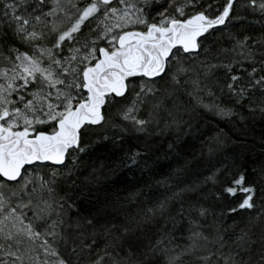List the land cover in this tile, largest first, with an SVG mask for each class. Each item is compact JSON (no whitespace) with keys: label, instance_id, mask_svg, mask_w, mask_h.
I'll return each instance as SVG.
<instances>
[{"label":"snow or ice","instance_id":"obj_1","mask_svg":"<svg viewBox=\"0 0 264 264\" xmlns=\"http://www.w3.org/2000/svg\"><path fill=\"white\" fill-rule=\"evenodd\" d=\"M0 264H264V0H0Z\"/></svg>","mask_w":264,"mask_h":264},{"label":"trees","instance_id":"obj_2","mask_svg":"<svg viewBox=\"0 0 264 264\" xmlns=\"http://www.w3.org/2000/svg\"><path fill=\"white\" fill-rule=\"evenodd\" d=\"M221 127H225L224 125H221ZM259 128H257V136L259 135Z\"/></svg>","mask_w":264,"mask_h":264}]
</instances>
